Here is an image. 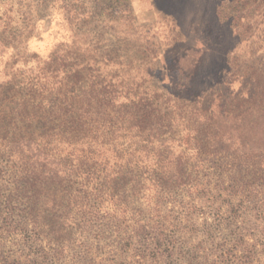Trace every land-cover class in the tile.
Listing matches in <instances>:
<instances>
[{
	"label": "rangeland",
	"instance_id": "rangeland-1",
	"mask_svg": "<svg viewBox=\"0 0 264 264\" xmlns=\"http://www.w3.org/2000/svg\"><path fill=\"white\" fill-rule=\"evenodd\" d=\"M109 4L128 5L131 11L109 16ZM171 5L174 14L160 11ZM212 7L210 0H0V93L4 96L0 114L9 112V93L23 77L36 74L38 60L43 61L52 51L118 52L124 56L122 63L131 61L137 66L138 58L146 62L145 55L137 52L151 46L161 51L159 66L164 73L159 83L175 80L178 52L201 48L193 39L202 35L204 19L214 17ZM91 12L92 23L79 20L80 15L85 18ZM100 18L103 22H98ZM110 18L113 23L104 21ZM183 56L187 73L193 72L199 58L210 64L216 61L208 53ZM178 145L169 140L168 149L155 147L149 156L135 159L137 163L128 167L132 171L126 177L116 178L115 184L124 185L122 197L133 209L125 218L120 214L123 205L108 198L99 204L91 197L95 203L90 204L91 216L77 218L74 225L51 219L45 228L29 222L41 216L35 212L41 211L36 195H44L48 188L39 173L40 164L30 162L26 174L16 160L8 158L7 166L0 162V264H43L39 255L43 249L48 251L50 239L58 241L53 247L58 248V260L52 264H264V152L243 155L242 147L232 145L229 153L237 156L230 158L225 168L215 169L208 158L196 159L187 145ZM158 151L169 161L170 174L166 176L159 170L153 172L156 159L152 155ZM203 159L206 162L201 164ZM196 163L201 168H194L188 185H183L185 177L176 167L184 164L183 171L188 174ZM77 164L74 161L73 170ZM92 164L84 169L89 172L77 177L74 173L67 182L77 178L81 185L74 189L82 195L91 193L92 185L103 183L104 177L113 180L114 166L126 168L124 163L116 165L111 157ZM100 167L106 171H94ZM232 168L237 171L236 189L227 192L223 181L230 183L233 174L225 169ZM156 175L163 186L148 190ZM178 175L179 187L170 183ZM116 188L118 193L121 188ZM51 212L48 208L47 215L53 217ZM139 219L144 230L134 224Z\"/></svg>",
	"mask_w": 264,
	"mask_h": 264
},
{
	"label": "trees",
	"instance_id": "trees-1",
	"mask_svg": "<svg viewBox=\"0 0 264 264\" xmlns=\"http://www.w3.org/2000/svg\"><path fill=\"white\" fill-rule=\"evenodd\" d=\"M210 1L214 17L204 19L202 35L193 39L202 46L178 52L176 79L171 82L159 83L164 73L159 66L161 51L151 46L137 52L146 60L136 59L137 66L131 61L122 63L124 56L118 52L97 55L95 51L65 49L48 53L43 61L40 58L36 74L23 77L9 93V112L0 114V162L7 166L8 158L16 160L26 174V165L38 162L39 173L48 183L44 195H36L41 211L35 212L41 216L29 221L32 226L45 228L52 220L74 225L77 218L85 220L92 213L91 197L99 204L108 198L123 205L120 214L125 218L133 209L122 197L124 185L115 184L116 178L126 177L132 171L128 167L141 156H149L155 147L168 149L169 140L187 145L196 159L208 158L215 169L225 168L230 158L237 156L229 153L232 145L242 147L243 155L264 152V0ZM121 7L109 4L106 10L109 16L112 12L130 13L128 5ZM163 10L175 12L172 5ZM91 14L80 15L79 20L91 22ZM104 21L113 23L114 18ZM189 52L200 57L208 53L216 61L210 64L199 58L193 72L187 73L182 62L183 54ZM109 157L126 167L114 166L113 180L104 177L103 183L92 185V192L84 195L74 189L81 185L77 178L67 183L72 174L87 173L84 169L90 168L89 164L103 163ZM152 157L156 159L153 172L170 174L166 155L158 151ZM74 161L78 163L75 170ZM197 165L185 174L184 164H178L176 172H183V185H188L194 168H201ZM225 171L233 174L230 183L223 181L227 185L224 191L229 192L236 189L237 171ZM156 176L148 190L163 186L160 175ZM179 178L170 183L179 187ZM117 186L121 188L118 193ZM48 208L57 216L47 215ZM141 222L134 224L144 230ZM57 242H47L48 251L43 249L39 255L43 264L58 260V248H53Z\"/></svg>",
	"mask_w": 264,
	"mask_h": 264
}]
</instances>
